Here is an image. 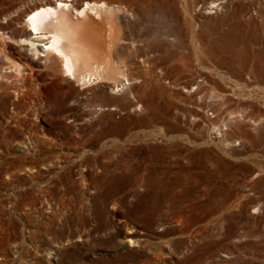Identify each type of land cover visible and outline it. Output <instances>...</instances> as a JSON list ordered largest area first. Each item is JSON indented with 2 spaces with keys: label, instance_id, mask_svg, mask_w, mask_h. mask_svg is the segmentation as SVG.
I'll return each mask as SVG.
<instances>
[{
  "label": "rangeland",
  "instance_id": "374dc122",
  "mask_svg": "<svg viewBox=\"0 0 264 264\" xmlns=\"http://www.w3.org/2000/svg\"><path fill=\"white\" fill-rule=\"evenodd\" d=\"M38 1L0 0V264H264V0H106L121 102L27 51Z\"/></svg>",
  "mask_w": 264,
  "mask_h": 264
},
{
  "label": "bare ground",
  "instance_id": "6f19581e",
  "mask_svg": "<svg viewBox=\"0 0 264 264\" xmlns=\"http://www.w3.org/2000/svg\"><path fill=\"white\" fill-rule=\"evenodd\" d=\"M73 1H38L23 12L26 28L21 30L20 37L27 51L36 56L38 62L55 63L61 79L70 87L77 83L80 94L96 89L91 99L116 98L114 93L108 91L111 89L122 94L117 101H136V87L141 86L142 81L122 68L124 61L121 58H112L105 49L107 45L110 48L122 40L116 21H132L137 17L126 13L120 5H113L106 0L86 1L79 8L74 6ZM12 66L11 71L19 77L33 72L16 61H12ZM3 79L7 80L5 77ZM104 81L108 84L102 83ZM138 104V107L142 106L139 101Z\"/></svg>",
  "mask_w": 264,
  "mask_h": 264
}]
</instances>
